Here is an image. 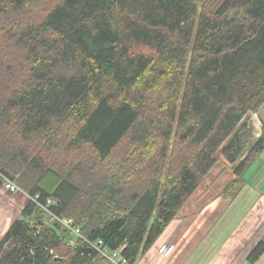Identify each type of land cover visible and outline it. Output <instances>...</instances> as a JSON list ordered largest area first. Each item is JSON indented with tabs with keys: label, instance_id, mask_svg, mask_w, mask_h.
Listing matches in <instances>:
<instances>
[{
	"label": "trees",
	"instance_id": "obj_1",
	"mask_svg": "<svg viewBox=\"0 0 264 264\" xmlns=\"http://www.w3.org/2000/svg\"><path fill=\"white\" fill-rule=\"evenodd\" d=\"M203 1L0 0V173L129 264L221 158L235 199L264 151V0ZM22 217L0 264H111L34 202Z\"/></svg>",
	"mask_w": 264,
	"mask_h": 264
},
{
	"label": "crops",
	"instance_id": "obj_2",
	"mask_svg": "<svg viewBox=\"0 0 264 264\" xmlns=\"http://www.w3.org/2000/svg\"><path fill=\"white\" fill-rule=\"evenodd\" d=\"M256 119L264 127V106ZM258 160L257 174L250 177L248 171L246 187L232 199L224 191L235 175L231 165L221 158L162 236L138 257V264H231L240 246L249 243L241 260V264H248L246 259L255 246L250 239L264 222V151L254 163ZM253 191L258 197L248 204L249 209H234L240 199ZM163 244L176 247L169 258L158 253Z\"/></svg>",
	"mask_w": 264,
	"mask_h": 264
},
{
	"label": "rangeland",
	"instance_id": "obj_3",
	"mask_svg": "<svg viewBox=\"0 0 264 264\" xmlns=\"http://www.w3.org/2000/svg\"><path fill=\"white\" fill-rule=\"evenodd\" d=\"M218 1L219 0H204L203 3L210 2V3L215 4ZM251 120H252L251 125H253L254 130H259V129H261L262 131L264 130V127L261 126V124L259 123V121H257L256 118L253 117ZM259 165H260V162L258 160L251 167L247 175L251 177L257 174ZM249 191L250 190L246 189V193H249ZM29 196L30 195H27L25 192L13 194V193L6 191L4 188L0 191V240L3 238V236L5 235V233L7 232V230L10 228V226L15 220L24 219L22 217V211L24 207L29 203V201H31ZM257 197H256V192L254 191L252 192V195L247 194L244 200L240 199L237 202L234 209H249L250 206H248V204L251 202H254ZM263 227H264V222L260 224L259 228L257 227V230H255L254 238L250 239L255 242V246L262 240V238H264ZM67 239L69 240V243L72 240L76 242L75 238H71V236H68ZM246 244L247 245L240 246L241 248L238 251V254L235 256L231 264H241L242 262L241 260H242V256L244 255V252H246V249L250 247L249 243H246ZM158 253H159V249H158ZM139 260H137L135 264H138ZM257 264H264V256L261 258V260Z\"/></svg>",
	"mask_w": 264,
	"mask_h": 264
},
{
	"label": "built area",
	"instance_id": "obj_4",
	"mask_svg": "<svg viewBox=\"0 0 264 264\" xmlns=\"http://www.w3.org/2000/svg\"><path fill=\"white\" fill-rule=\"evenodd\" d=\"M0 177L3 179V188L10 193H20L23 192L16 185L14 180L0 173ZM30 200L34 202L44 213L46 216L51 218L53 221L59 223L65 230L69 231L74 238L82 239L85 243H87L92 249L96 250L99 254L105 257L111 264H129V261L122 255L121 249L116 251H110L105 246L102 240L98 241H88L85 237L81 235L80 229L74 226V220L72 218H65L61 216L55 215L50 209L52 206L56 204L53 199H47L46 203H42L39 199V196L30 197ZM70 245H75V241L72 240ZM175 245L172 244H163L159 248V254L163 258H169L173 252L175 251Z\"/></svg>",
	"mask_w": 264,
	"mask_h": 264
},
{
	"label": "bare ground",
	"instance_id": "obj_5",
	"mask_svg": "<svg viewBox=\"0 0 264 264\" xmlns=\"http://www.w3.org/2000/svg\"><path fill=\"white\" fill-rule=\"evenodd\" d=\"M16 183V182H15Z\"/></svg>",
	"mask_w": 264,
	"mask_h": 264
},
{
	"label": "water",
	"instance_id": "obj_6",
	"mask_svg": "<svg viewBox=\"0 0 264 264\" xmlns=\"http://www.w3.org/2000/svg\"><path fill=\"white\" fill-rule=\"evenodd\" d=\"M58 260V259H57Z\"/></svg>",
	"mask_w": 264,
	"mask_h": 264
}]
</instances>
